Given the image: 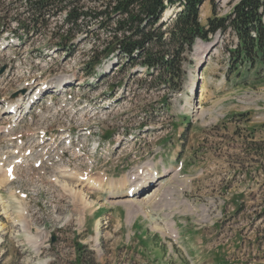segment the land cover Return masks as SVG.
<instances>
[{
    "label": "rangeland",
    "instance_id": "obj_1",
    "mask_svg": "<svg viewBox=\"0 0 264 264\" xmlns=\"http://www.w3.org/2000/svg\"><path fill=\"white\" fill-rule=\"evenodd\" d=\"M237 1L207 0L200 24ZM24 7L0 0V264H264V152L253 145L264 147V71L228 77L234 36L196 40L180 90L163 97L139 73L126 81L116 59L85 79L90 34L64 50L16 31ZM20 224L41 233L36 249Z\"/></svg>",
    "mask_w": 264,
    "mask_h": 264
},
{
    "label": "trees",
    "instance_id": "obj_2",
    "mask_svg": "<svg viewBox=\"0 0 264 264\" xmlns=\"http://www.w3.org/2000/svg\"><path fill=\"white\" fill-rule=\"evenodd\" d=\"M19 1L25 5L23 13L27 15L14 18L16 31L48 34L59 40L58 47L64 50L70 49L69 43L77 35L90 34V56L84 66L86 78L95 74L96 67L105 60L116 59L120 71L127 75L126 81L139 73V87L143 86L146 92L162 90L166 97L180 90L183 63L195 41H208L215 34H231L235 38L233 48L226 50L228 77L241 75L245 83L250 78V82H255L257 75L263 77L264 5L261 0H238L228 15L216 17L214 13L205 26L200 24L199 13L207 0ZM167 8H176V11L163 19ZM57 13H63L64 17L59 25L57 22L51 28L50 16ZM90 23L96 25L94 30L88 26ZM86 26L89 28L85 29ZM19 37L23 42V37ZM240 68L242 72H238ZM133 69L136 71L132 72ZM163 101L167 105L166 98ZM253 145L254 153L262 155L264 147L259 143ZM260 199L262 210L257 219L264 218V196Z\"/></svg>",
    "mask_w": 264,
    "mask_h": 264
},
{
    "label": "bare ground",
    "instance_id": "obj_3",
    "mask_svg": "<svg viewBox=\"0 0 264 264\" xmlns=\"http://www.w3.org/2000/svg\"><path fill=\"white\" fill-rule=\"evenodd\" d=\"M110 64H107V65H105V70H107L106 68H108V66H109ZM61 80H58V81H56L57 82V84H59V82H60ZM63 84V82H61L59 85H57V86H61ZM32 97H34V96H32ZM19 99L17 100V102H15V103H8V104H4V106H3V113H7V111L9 112V111H11V110H13L14 112H16L17 110H19V107H20V104H21V101H19ZM13 113V112H12ZM12 113H7V114H12ZM12 115H14V114H12ZM10 176V175H9ZM68 176V175H67ZM65 177V176H64ZM155 179V180H154ZM159 178H158V176L157 177H155V178H153V175H151V177H149L148 178V180L150 181V182H152V181H154V182H156V180H158ZM90 181V180H89ZM90 183H92L90 186V188H92V189H94V190H96V191H98V192H104V193H107L108 194V196H117V195H120V192H118L115 188H112V187H110V186H104V185H102L101 184V182H97V181H90ZM148 183V182H147ZM137 186V185H136ZM134 187L132 190V196H134V194L136 195V194H138V193H140V191H142L145 187H147V184H144L143 186L141 185V187L140 186H137V187ZM144 191V190H143ZM142 191V193H144ZM126 192H127V190H126ZM127 194H128V192L126 193V196H127ZM129 205V204H128ZM137 206H140L141 204H140V202L138 203V204H136ZM146 207V206H145ZM129 212V211H128ZM20 230L24 233V235H25V238L29 241V243L30 242H32V244H33V247H34V249H36L37 248V246H39L40 245V241H41V239H40V237L42 236L41 235V233H39V235L37 236V237H35V236H33V235H31V232L29 231V229H27L26 228V225L25 224H20ZM40 264H45L44 262L43 263H40Z\"/></svg>",
    "mask_w": 264,
    "mask_h": 264
},
{
    "label": "water",
    "instance_id": "obj_4",
    "mask_svg": "<svg viewBox=\"0 0 264 264\" xmlns=\"http://www.w3.org/2000/svg\"><path fill=\"white\" fill-rule=\"evenodd\" d=\"M4 69H5V68H1V69H0V73H2ZM14 96H16V94L12 95L11 97H14Z\"/></svg>",
    "mask_w": 264,
    "mask_h": 264
}]
</instances>
